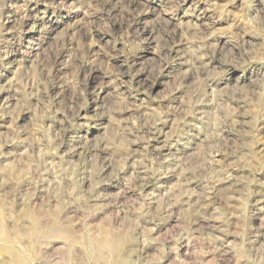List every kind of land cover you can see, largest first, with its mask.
<instances>
[{
    "label": "rangeland",
    "instance_id": "374dc122",
    "mask_svg": "<svg viewBox=\"0 0 264 264\" xmlns=\"http://www.w3.org/2000/svg\"><path fill=\"white\" fill-rule=\"evenodd\" d=\"M0 264H264V0H0Z\"/></svg>",
    "mask_w": 264,
    "mask_h": 264
}]
</instances>
